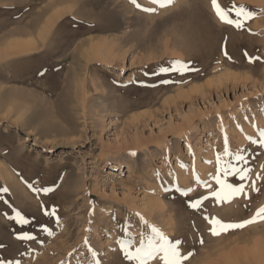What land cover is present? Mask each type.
Returning a JSON list of instances; mask_svg holds the SVG:
<instances>
[{
    "label": "rangeland",
    "instance_id": "rangeland-1",
    "mask_svg": "<svg viewBox=\"0 0 264 264\" xmlns=\"http://www.w3.org/2000/svg\"><path fill=\"white\" fill-rule=\"evenodd\" d=\"M42 1L0 0V52L26 23L41 31L61 0ZM255 1L235 2L254 13L237 30L207 0H66L73 10L48 33L46 57L27 68L0 60V264H93L89 248L101 264H134L118 241L138 246L153 226L192 253L184 264H264V221L213 236L205 220L249 219L264 206V180L258 192L246 186L247 198L189 206L208 195L203 182L218 187L225 135L247 163L223 160L264 175V148L248 139L264 129V2ZM112 20L113 31L91 30ZM94 45L104 61L89 64ZM174 61L189 71L159 72ZM13 210L29 224L10 219ZM22 231L35 239H18Z\"/></svg>",
    "mask_w": 264,
    "mask_h": 264
},
{
    "label": "snow or ice",
    "instance_id": "snow-or-ice-1",
    "mask_svg": "<svg viewBox=\"0 0 264 264\" xmlns=\"http://www.w3.org/2000/svg\"><path fill=\"white\" fill-rule=\"evenodd\" d=\"M131 3L135 4L137 8H140L141 5L137 3V0H130ZM152 4H158L161 8L167 7L170 5L173 0H150ZM211 7L218 18L221 24L234 27L239 30L245 27V22L251 19L254 15L253 12L248 11L244 5H236L233 3L230 7H221L218 0H211ZM146 12H155V8H145L143 9ZM234 13V15H233ZM225 56H228V53L225 51ZM245 56H248V53L245 52ZM231 57H229L230 59ZM249 62H252L253 59H260L259 57H250L248 56ZM180 72L189 71L187 64L182 61H174L170 67H160V73L168 72ZM163 83H169L168 80H164ZM252 143H259V145L264 148V129L259 130V140H254L251 137H248ZM136 153H131L135 155ZM232 157L236 162L247 163L246 157L242 154L241 151L232 153L229 151L228 139L225 135L224 138V147L223 154L217 153L216 155V164L217 169L215 175L211 176V179L215 181V185H218L217 188H214L213 185L203 182V187L207 188L208 195H200L198 198L193 199L190 202V207L193 209H198L209 196L214 197L217 203L221 202H231L236 197L241 196L242 194L247 198L245 192L246 186L250 187L253 191H259L260 189L256 187L257 180H264V175H261L260 172H257L255 179L252 178V169L249 167H238L236 164H233L231 161L223 160L222 157ZM210 163V161H209ZM260 168L264 170V164L260 165ZM158 175V174H157ZM229 177L237 178L235 182H229ZM250 181V184L245 182ZM196 182L201 183L199 176L196 177ZM35 191H44L47 193L50 189H34ZM179 190V189H178ZM7 191V189H4ZM194 189L188 188L182 192L183 195L187 196L188 193L193 192ZM14 211V216L10 219H14L18 224L26 225L29 224V220L21 214L20 211ZM48 215H55V212L46 213ZM210 228L208 229L210 234L213 236H219L222 233H226L231 229L243 228L249 224H253L257 221H264V206H260L254 212V214L249 218L242 220L238 223L225 222L216 217H205ZM44 231H49L47 228L43 229ZM49 234L51 232L49 231ZM20 240H34L35 237L32 236L27 231H22L18 236ZM203 243V240L200 241ZM87 243V241H85ZM119 247L123 253L124 258L127 261L134 262V264H184L186 260L192 255L191 252L184 253L182 252L183 242L179 239L172 242L167 236L164 235L158 228L151 227V235L144 237L141 235V238L138 242V246H133L132 240H119ZM89 252L92 254L93 264H101V261L96 259L97 253L89 248ZM16 264H19V261H16Z\"/></svg>",
    "mask_w": 264,
    "mask_h": 264
},
{
    "label": "bare ground",
    "instance_id": "bare-ground-1",
    "mask_svg": "<svg viewBox=\"0 0 264 264\" xmlns=\"http://www.w3.org/2000/svg\"><path fill=\"white\" fill-rule=\"evenodd\" d=\"M42 1V0H41ZM46 1V0H45ZM60 1V0H59ZM74 1V0H73ZM76 1V0H75ZM208 1V3L210 4V2H211V0H207ZM237 1H240V2H243V1H246V0H218V3H220V5H221V7H230V5L232 4V3H235V2H237ZM252 1V0H251ZM253 1H255V0H253ZM257 1V3L258 2H264V0H256ZM255 1V2H256ZM43 3H44V1H42ZM47 2V1H46ZM178 2V1H177ZM55 3V2H54ZM76 3V2H75ZM146 3V2H145ZM256 3V4H257ZM49 4V3H48ZM66 4V0H61L60 2H58V3H55V4H52V5H50V6H48V9H47V11H46V13H48L47 15H45L44 14V16H47L46 17V24L45 25H43L44 26V28L41 30V31H38L37 29L39 28V27H37L36 28V26H35V23L33 24L31 21L29 22V23H26L27 24V26H26V28L25 29H18L17 28V30H15V31H12V32H9L3 39V42L4 43H2V45L3 44H5V45H3V50H2V52H0V60L2 61H4L5 63H17V62H19V64H21V66L23 67V68H27V67H29V66H31L32 65V63L35 61V60H37L38 59V57H46L44 54H45V51H43L42 49H43V47H42V44L44 45V47H45V40H46V37H48L49 35H48V33L51 31V29H54L53 27H54V25L55 24H57V22L61 19V18H63L66 14H68L70 11V9L69 8H67V6H64ZM77 4H78V2H77ZM68 5V4H67ZM81 6H82V4H80ZM236 5H240V4H236ZM263 5V4H262ZM46 7V6H45ZM66 7V8H65ZM69 7V6H68ZM71 7H73V6H71ZM42 8V7H41ZM77 8V7H76ZM82 8V7H81ZM84 8V7H83ZM33 9V8H32ZM51 10H53L52 11V13L53 12H55V13H53V15H51L52 13H51ZM73 9H71V11H72ZM74 10H75V8H74ZM82 10V9H81ZM33 11V10H32ZM44 11H45V9H44ZM76 11V10H75ZM84 12V11H83ZM27 13H29V12H27ZM72 13H74V14H77L78 16H80L79 15V11H76V12H72ZM51 15V16H48V15ZM41 15H43V13H41L40 14V16ZM82 17H83V15H82ZM45 18V17H44ZM44 18H42V22H44L45 21V19ZM84 18H85V15H84ZM96 18V17H95ZM111 18V17H110ZM40 18L38 17V20H39ZM91 19H94V18H91ZM28 20V19H27ZM96 20V19H95ZM115 21V20H114ZM113 20L110 22V23H103V24H100V23H97V25H95V26H92L91 27V30L92 31H101V32H104V31H108V30H111V31H113V29L116 27V26H114V24H113V22H114ZM36 22V21H35ZM41 21H39V24H41L40 23ZM109 22V21H108ZM116 22V21H115ZM5 24V23H4ZM6 25V24H5ZM115 25H117L116 23H115ZM11 26V25H10ZM56 26V25H55ZM36 28V29H35ZM38 31V32H37ZM242 30H240V31H238V33L239 32H241ZM37 32V33H36ZM51 33V32H50ZM5 34V33H4ZM242 37V36H241ZM106 39V38H105ZM110 39V38H109ZM108 39V40H109ZM119 39V38H118ZM126 39V38H125ZM95 40V39H94ZM114 40V39H113ZM116 40V39H115ZM123 39H121L120 41H122ZM1 42H2V39L0 40ZM45 41V42H44ZM93 41V40H92ZM92 41H91V43H92ZM96 41V40H95ZM97 41H99V42H101L100 40H97ZM96 41V42H97ZM103 42L105 41L106 42V40H102ZM0 42V43H1ZM84 42V41H83ZM89 42V41H88ZM87 42V43H88ZM99 42H97V43H99ZM108 42V41H107ZM116 43H118V41H115ZM87 43H83V44H86L87 45ZM97 43H96V45H97ZM113 43V42H112ZM116 43H115V45H116ZM95 44V43H94ZM103 45H105V43H102ZM102 44H99V45H101L102 46ZM107 44V43H106ZM111 44V43H110ZM114 44V43H113ZM118 44H120V43H118ZM1 45V44H0ZM96 45H94L92 48H90V50H92V54H91V56L88 58V63L90 64V63H92L93 61H104L103 60V54H102V49H101V46H96ZM85 46V45H84ZM89 46H90V44H89ZM109 46H112V45H109ZM114 46V45H113ZM112 46V47H113ZM117 46V45H116ZM2 47V46H1ZM41 47H42V49H41ZM81 47H83V45H81ZM87 47V46H86ZM104 47V46H103ZM106 47V46H105ZM109 48V47H108ZM107 48V49H108ZM111 48V47H110ZM109 48V50L108 51H113V50H115V48L114 49H110ZM120 48V47H119ZM105 49V48H104ZM42 50V51H41ZM86 50H89V48H86L85 49V51ZM84 51V53H86ZM105 52H107V50H105ZM109 52V53H110ZM83 53V54H84ZM105 55H110V54H105ZM86 56L87 55H85V57H84V59L86 58ZM120 56V55H119ZM107 57V56H106ZM105 59V58H104ZM106 61V60H105ZM87 62V61H86ZM87 63V64H88ZM94 63V62H93ZM18 64V63H17ZM18 75V74H17ZM123 166H125L123 163H121V162H118V163H115V164H113L112 165V167H111V169H113V170H115V169H121ZM133 167H129V169H130V171H132V170H134V168L132 169ZM226 218H228V217H226ZM3 221V220H2ZM4 224V223H3ZM174 240V239H173ZM252 254H254V253H252ZM259 255V254H258ZM257 256V255H256ZM255 256V258H257Z\"/></svg>",
    "mask_w": 264,
    "mask_h": 264
}]
</instances>
